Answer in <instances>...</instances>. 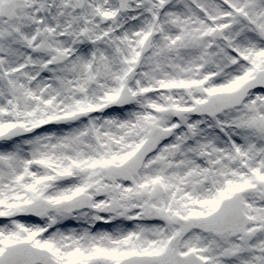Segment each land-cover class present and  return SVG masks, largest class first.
I'll use <instances>...</instances> for the list:
<instances>
[{
  "label": "snow or ice",
  "instance_id": "1",
  "mask_svg": "<svg viewBox=\"0 0 264 264\" xmlns=\"http://www.w3.org/2000/svg\"><path fill=\"white\" fill-rule=\"evenodd\" d=\"M0 264H264V0H0Z\"/></svg>",
  "mask_w": 264,
  "mask_h": 264
}]
</instances>
